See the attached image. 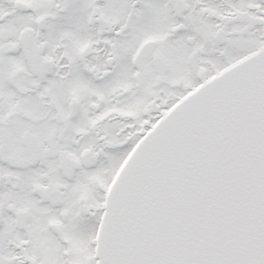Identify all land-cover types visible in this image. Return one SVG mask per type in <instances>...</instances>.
Listing matches in <instances>:
<instances>
[{"label": "snow or ice", "instance_id": "obj_1", "mask_svg": "<svg viewBox=\"0 0 264 264\" xmlns=\"http://www.w3.org/2000/svg\"><path fill=\"white\" fill-rule=\"evenodd\" d=\"M0 264H264V0H0Z\"/></svg>", "mask_w": 264, "mask_h": 264}]
</instances>
